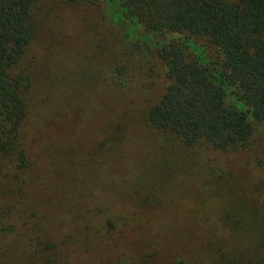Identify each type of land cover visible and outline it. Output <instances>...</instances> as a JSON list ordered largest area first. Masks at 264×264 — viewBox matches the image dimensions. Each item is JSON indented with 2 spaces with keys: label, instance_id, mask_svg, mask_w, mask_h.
Returning <instances> with one entry per match:
<instances>
[{
  "label": "rangeland",
  "instance_id": "1",
  "mask_svg": "<svg viewBox=\"0 0 264 264\" xmlns=\"http://www.w3.org/2000/svg\"><path fill=\"white\" fill-rule=\"evenodd\" d=\"M36 5L35 166L21 199L0 194V264H264V126L232 153L190 150L147 119L171 83L161 46L186 41L216 70L219 51L148 30L123 0Z\"/></svg>",
  "mask_w": 264,
  "mask_h": 264
},
{
  "label": "trees",
  "instance_id": "2",
  "mask_svg": "<svg viewBox=\"0 0 264 264\" xmlns=\"http://www.w3.org/2000/svg\"><path fill=\"white\" fill-rule=\"evenodd\" d=\"M39 1L0 0V194L13 199L28 192L35 166L24 128L33 87L26 61L36 38L33 12ZM123 9L154 33L204 40L222 58L216 70L195 59L186 41L161 46L171 83L148 122L190 150H255L264 126V0H123ZM176 264L188 262L181 258Z\"/></svg>",
  "mask_w": 264,
  "mask_h": 264
}]
</instances>
